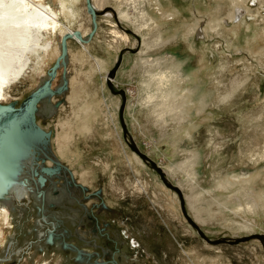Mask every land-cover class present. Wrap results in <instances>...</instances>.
<instances>
[{"label":"rangeland","instance_id":"rangeland-1","mask_svg":"<svg viewBox=\"0 0 264 264\" xmlns=\"http://www.w3.org/2000/svg\"><path fill=\"white\" fill-rule=\"evenodd\" d=\"M240 2L236 6L232 0L101 2L104 13L98 14L90 42L68 41L67 90L41 102L36 115V122L52 135L53 153L72 171L76 184L62 171L40 186L45 198L31 185V202L18 205L24 199L12 192L1 199L11 207L12 225H4L0 264H94L103 256L108 264H264V202L259 198L264 192V158L259 159L264 152V0ZM52 4L60 8L56 0ZM118 6L128 8L134 23L119 19L114 10ZM73 8L72 27L90 34L94 25L86 0ZM231 10L233 20L228 16ZM152 17L159 31L140 32L138 24L151 25ZM210 17L224 18L223 35L210 29ZM197 19L200 23L188 43L183 32ZM68 24L64 21L51 35L56 45ZM114 30L128 34L129 41ZM175 33L183 35L179 41L157 46L158 37ZM144 39L151 49H145ZM143 50L150 57L169 56L172 51L183 58L192 56L190 73L197 74L206 53L204 74H222L223 90L240 87L221 107L214 97L202 114L161 126L153 108L145 106L144 81L149 76ZM57 57H46L34 66L6 89L10 97L0 103L20 105L46 82ZM63 73L59 68L54 89L63 85ZM189 84L184 81L180 88ZM135 146L181 187L188 213L211 240L188 220L179 193ZM191 160L190 178L179 166ZM227 179L234 182L230 188L221 185ZM256 203L260 207L254 208ZM45 215L48 222L42 220ZM54 225H60L57 230L65 232L66 241L96 251V258L92 253L91 259L80 261L78 250L63 248L64 241L57 237L50 241L47 235ZM133 239L139 244L134 246ZM20 248L25 251L18 255Z\"/></svg>","mask_w":264,"mask_h":264},{"label":"bare ground","instance_id":"bare-ground-1","mask_svg":"<svg viewBox=\"0 0 264 264\" xmlns=\"http://www.w3.org/2000/svg\"><path fill=\"white\" fill-rule=\"evenodd\" d=\"M56 1L60 6L59 9L53 7L52 0H0V101L6 100L10 97L9 93L6 92L8 87L13 86L15 83L23 79L31 69H34V66L37 68V66L42 64L43 59H46V57L52 58L53 55H60L61 42H59V45H56L51 35L58 31L64 21L69 24L68 26L64 25L65 30L63 34L66 32L72 33L69 40L75 39L81 43L90 42L93 38L95 33L91 38H89L90 34L87 29L78 35L75 33L76 29H74L71 25L73 23V18L75 20L76 17V10L73 7L80 0ZM102 1L103 0H91L92 7L94 9L98 11L102 10L100 13H104L103 8L105 6L101 4ZM117 1L121 2V0ZM125 1L129 2L131 0ZM145 1L148 2V0ZM240 1L241 0H232V3L236 6L241 3ZM159 4H157V9L160 11L161 4ZM88 10L90 11L91 9L88 8ZM114 10L119 19L129 20L131 23H134L133 16L129 12L128 8H124L123 6L121 8V6H118V10ZM111 13H109L108 16H110ZM234 14L233 10L229 12L228 16L231 20L234 19ZM170 16L171 14L167 17ZM163 18L165 19V16ZM152 19L154 20L153 24H151L152 26L147 22L144 24L141 23L137 26L138 30L142 32V30L146 28L147 30L155 29L156 31H159V23H155V18L152 17ZM199 23L200 21L197 19L191 25H188L186 30L183 32L185 34L184 39L188 41V43L192 42L193 34L198 28ZM208 24L213 32L215 31L219 35L224 34V18L210 17ZM114 32L116 36L127 42L129 41L128 34L121 33L117 30H114ZM87 34H89L88 38H84ZM182 36L183 35H179L177 33L165 39L160 36L158 37L160 42L157 40V46H160L161 48V46L163 47L164 45L171 43L173 40L179 41ZM143 44L145 45L146 50L151 49L145 39ZM170 47L171 45L169 48ZM192 47L195 49L194 45ZM146 50H143L142 54L144 53L145 55ZM179 55V52L172 51L169 56L167 54H162L157 57H150V55L148 56L147 54L142 58L144 64L147 66L144 72H147L149 76L148 79L144 81V85H146L148 93L145 106L153 108L156 120L159 124H161V126H166L167 122L172 121V119L175 118L183 120L193 115L202 114V112H204L211 104V98L216 97L219 102L218 105L223 104L232 98L237 92V89L240 87V85H238L232 87L231 90H223L225 84L222 81V74L219 76L204 74V66L207 65V63L203 64L204 60L207 59L206 53L200 57V62L203 64H200L197 69L200 76L196 72L190 73V69L193 64L192 56L183 58V56ZM67 62L68 54L65 64H63L62 61L60 62L56 76L58 75L59 68H64ZM56 76L52 81V90L43 94L34 106L33 113L35 119L41 102L46 99H50L53 95L64 92L69 86V80L66 74L65 76L63 75V85L60 88L54 89L53 83ZM64 79L67 80L66 84H64ZM184 81H188L191 85L189 84L187 88H180V84ZM209 85H213L215 89H208L207 86ZM51 138L52 135L43 129V133L35 137L33 141L29 139L20 141L18 136L9 139L3 148L2 155H0V198H3L4 196H7L8 193L12 192L16 193L19 198H23L25 201H20L18 205L26 204L27 201H33V198L27 189L28 181H25L22 176L24 170L28 168L27 164L29 162L33 172L31 184H34L39 196L41 195L45 198L46 192L41 190L40 186L43 187L47 179L51 178L54 174L56 175L58 172L64 171L65 173H68L72 184H76L72 171L67 166L63 165L53 153L50 147ZM260 155L261 158L259 159L264 158V152ZM195 156H193L194 159H196ZM43 162L48 163L47 167L43 165ZM52 165H54V167H52ZM192 166L193 160L180 164L179 167L180 170H184V172L188 174L187 176L191 178L189 167ZM47 169H49V171H47ZM174 171V168L170 169V172ZM36 177H38V179H36ZM233 184L234 182L230 179L221 183V185L226 188H230ZM259 198L260 202H264V192L259 194ZM2 200L0 199V245L5 243V232L3 230L4 225L6 224V227L12 225L11 207ZM260 205L261 204L256 203L254 208L260 207ZM42 220H46L48 222V216L45 215ZM55 225L53 228H50L51 231H48L47 236L50 238V241L52 240V237H57L56 239H58L59 242L64 241L65 245H61L62 243H59V245L63 248L68 247L78 250L77 257L80 261H87L85 260L86 257L91 259L93 256L92 253H94V257L96 258V251L90 253L87 252L85 248L80 249L76 244L66 241L67 239L64 235L65 232L58 231L57 229L60 225L56 226L57 228ZM98 230H100L99 225ZM55 234L59 237L53 236ZM60 237H63V240L62 238L60 239ZM132 243L134 246L139 244L134 239ZM24 251V248H20L16 251V254L21 255ZM107 262V259L103 256V258L99 257L95 260L94 264H107ZM119 263L118 261H114L112 264Z\"/></svg>","mask_w":264,"mask_h":264},{"label":"water","instance_id":"water-1","mask_svg":"<svg viewBox=\"0 0 264 264\" xmlns=\"http://www.w3.org/2000/svg\"><path fill=\"white\" fill-rule=\"evenodd\" d=\"M87 6L90 8L92 13V18L94 22V26L92 28V31L90 33L89 38L93 36V34L96 32V29L98 27L97 22V15L100 14L101 11H98L92 7L91 0H87ZM241 9H238V12L241 13ZM76 34L80 35V30L75 31ZM72 36V33L66 32L62 35L61 38V53L58 55L52 69V73L48 80L40 85L36 90H34L31 94H29L27 97H25L20 105H16L15 102H10L9 104H1L0 103V155H2L3 148L6 145V143L9 141V139L18 136V139L25 140L29 139L33 141L35 137L43 133V129L41 126L36 122L33 109L38 100L45 94L46 92L52 90V81L54 77L57 74L58 66L60 62L62 61L63 64L66 62V57L68 54V40ZM63 75H66V65L64 67V73ZM66 79H64V84H66ZM125 129V132H127V129ZM134 149L145 159L151 162V164L159 171L161 174L162 179L164 182L173 187L180 196L181 199V205L183 212L187 216L188 220L196 226L199 233L206 237L208 240H211L206 233L203 231V229L200 227V225L196 222V220L188 213L186 208V202L184 198L183 191L181 187L170 181L167 176L164 168L158 164L156 160H154L152 157H150L147 153L140 150L138 147H134ZM49 171V169H47ZM108 264V262H107Z\"/></svg>","mask_w":264,"mask_h":264},{"label":"flooded vegetation","instance_id":"flooded-vegetation-1","mask_svg":"<svg viewBox=\"0 0 264 264\" xmlns=\"http://www.w3.org/2000/svg\"><path fill=\"white\" fill-rule=\"evenodd\" d=\"M5 104H7V103H5ZM37 157V156H36ZM30 165V166H29ZM36 166V165H35ZM27 169H25L24 170V173H23V179L25 180V181H28V185H27V189L31 186V185H34V184H31V181H32V179H33V177H32V174H33V172H32V167H31V164H30V162L27 164ZM31 171V172H30ZM28 174V175H27ZM30 174V175H29ZM0 199H2V198H0Z\"/></svg>","mask_w":264,"mask_h":264},{"label":"crops","instance_id":"crops-1","mask_svg":"<svg viewBox=\"0 0 264 264\" xmlns=\"http://www.w3.org/2000/svg\"><path fill=\"white\" fill-rule=\"evenodd\" d=\"M174 164V163H173ZM173 164H170L169 166L173 165Z\"/></svg>","mask_w":264,"mask_h":264}]
</instances>
